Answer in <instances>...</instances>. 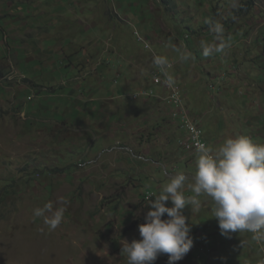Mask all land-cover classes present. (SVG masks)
Listing matches in <instances>:
<instances>
[{
    "label": "rangeland",
    "instance_id": "1",
    "mask_svg": "<svg viewBox=\"0 0 264 264\" xmlns=\"http://www.w3.org/2000/svg\"><path fill=\"white\" fill-rule=\"evenodd\" d=\"M97 1L100 6L92 8ZM82 9L80 25L68 33H116L111 43L118 54L134 56L122 95L111 100L118 107L117 136L101 152L99 136L91 133L98 127L93 111L82 112L78 100L53 104L45 98L55 86L47 84L50 72L69 83L85 70L47 72L38 60L44 61L49 43L30 38L38 49L8 46L19 32L0 23V264H127L122 240L141 238L137 226L149 198L175 174H194L195 150L183 146L184 118L173 115L165 82L153 81L154 75L167 80L153 55L169 58L180 111L201 127L206 145L236 134L264 144V0H87ZM207 19L220 22L231 38L229 48L211 57L200 48L201 40H212ZM170 44L186 46L194 61H180ZM131 81L136 84L130 87ZM184 194L193 195L187 188ZM60 198L69 201L65 217L49 231L32 210L48 201L62 206ZM200 199L199 213L183 210L193 247L175 264H261L264 244L247 231L222 236L212 201ZM154 264H167V255Z\"/></svg>",
    "mask_w": 264,
    "mask_h": 264
},
{
    "label": "clouds",
    "instance_id": "2",
    "mask_svg": "<svg viewBox=\"0 0 264 264\" xmlns=\"http://www.w3.org/2000/svg\"><path fill=\"white\" fill-rule=\"evenodd\" d=\"M212 40H201V54L211 57L229 48L230 37H225L224 26L207 19ZM169 47L182 62L194 61L186 46ZM153 65L165 72L166 83L174 86L175 80L167 69L169 58L153 55ZM195 172L188 176L179 172L160 185L159 192L150 197L144 222L138 224L140 239L122 240L121 252L127 264H154L157 258L167 255V264L181 261L193 247L191 226L183 210L190 206L191 213H199L200 197L212 201V218L218 223L220 234L230 238L232 233L250 232L252 239L264 244V144L254 143L243 134L226 137L219 145L198 143L195 147ZM193 195L186 196L184 189ZM171 206H166V202ZM62 206L54 207L51 201L32 210L33 218H43L49 231L59 227L65 217L69 201L60 198ZM166 214L167 218H162ZM264 264V261L261 262Z\"/></svg>",
    "mask_w": 264,
    "mask_h": 264
},
{
    "label": "crops",
    "instance_id": "3",
    "mask_svg": "<svg viewBox=\"0 0 264 264\" xmlns=\"http://www.w3.org/2000/svg\"><path fill=\"white\" fill-rule=\"evenodd\" d=\"M85 1L87 0H4L3 12H0L2 17L0 23L4 30L15 28L19 32L13 38L9 37L10 45L8 46L22 49L25 46H34L35 49H38L35 40H46L45 42L49 43L44 61L38 60L39 63L44 64L47 72L65 68L70 75L74 73L72 72L74 69L85 70L82 76L75 77L77 81L69 83L63 79H56L54 73L50 72L47 84L49 87L55 86L45 98L52 97L53 104L64 98L72 103L78 100L81 103L79 108L82 112L93 111L98 127L91 133H95V137L99 136L100 145L104 146L106 140H114L117 136L113 114L118 110V107L111 100L122 95L123 92L120 90L122 82L127 84L124 74L133 62L134 56H131L133 54L130 52L121 55L122 57L118 54L116 45L111 43V40L118 35L116 33H81V30L68 33L72 24L80 25ZM98 5L100 6L97 1L91 7L97 8ZM9 14H12L13 17ZM16 14H21L22 17L18 18ZM97 25L99 26V23ZM90 27L92 24H88L87 28ZM111 28L115 29V25L113 24ZM51 29H56L59 33H49ZM37 30L39 33H21ZM82 30L85 31V28ZM30 38L35 40L30 41ZM78 58L79 60L76 61ZM83 58H86L92 65L84 67L81 64ZM119 60H123L124 63L120 64ZM118 70H124V73L119 75L117 74ZM87 71H92V74ZM118 83H120V87H117ZM133 84L136 83L131 81L130 87ZM86 101L92 103H86ZM124 114L127 116L129 113L124 111ZM57 118L61 119L60 114L55 117V119ZM257 134L260 132L258 131ZM213 144L214 142L211 141L210 145ZM216 145L217 143H215ZM100 148L99 152L107 149L106 146H100Z\"/></svg>",
    "mask_w": 264,
    "mask_h": 264
},
{
    "label": "built area",
    "instance_id": "4",
    "mask_svg": "<svg viewBox=\"0 0 264 264\" xmlns=\"http://www.w3.org/2000/svg\"><path fill=\"white\" fill-rule=\"evenodd\" d=\"M153 81L155 83H159L160 81L165 82V85L168 86V88H170L169 98L171 99V102L174 104V107L176 108L175 112H173V115L175 116L179 114L181 118H184V127L187 133V138H186L185 143L183 142L184 144L183 146L185 148H191L195 150V147L198 143H205V141L202 138L201 127L197 123L189 119L186 112L180 111V109L183 108V104H182V97L179 92V89H177V86L170 87L166 83V80H161L160 77L157 75H154ZM141 92H143V90L140 89L137 91V93L135 94L133 93L134 94L133 96H136L137 94H140Z\"/></svg>",
    "mask_w": 264,
    "mask_h": 264
}]
</instances>
